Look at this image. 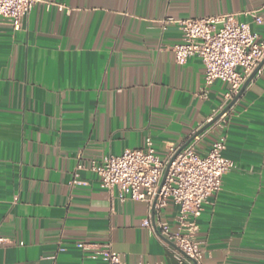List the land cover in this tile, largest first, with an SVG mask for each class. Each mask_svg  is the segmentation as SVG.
Masks as SVG:
<instances>
[{
    "label": "crops",
    "instance_id": "0c3cea01",
    "mask_svg": "<svg viewBox=\"0 0 264 264\" xmlns=\"http://www.w3.org/2000/svg\"><path fill=\"white\" fill-rule=\"evenodd\" d=\"M45 1L19 30L0 18V264H106V246L121 264H180L143 226L148 205L89 166L147 138L170 155L221 112L228 85L203 96V63L176 62L182 34L165 20L237 14L264 40V0ZM261 69L197 145L206 155L223 138L236 164L198 219L204 264H264Z\"/></svg>",
    "mask_w": 264,
    "mask_h": 264
},
{
    "label": "built area",
    "instance_id": "2783aa9c",
    "mask_svg": "<svg viewBox=\"0 0 264 264\" xmlns=\"http://www.w3.org/2000/svg\"><path fill=\"white\" fill-rule=\"evenodd\" d=\"M41 3L46 1L0 0V18L19 30L25 17ZM252 17L256 24L263 23L262 16ZM163 24L177 26L182 34V41L171 48L178 64H185L193 57L202 61L203 96L217 81L228 85L221 111L264 60V40L250 23L241 22L237 14L185 20L168 18ZM261 73L262 69L257 74ZM226 116L227 113L208 131L223 127ZM201 137H195L179 154V148H175L167 156H161L153 140L147 138L142 148L106 156L100 164L92 162L89 166L100 177L102 188L110 192L118 189L123 201L131 199L148 205L149 214L143 226L155 232L159 239L175 245L171 250L180 264H204L203 250L197 240L198 219L210 199L221 190L224 177L236 167L233 160L224 156L223 138L215 141L206 155H201L197 149ZM170 203L178 209L173 225L163 215ZM100 254L106 264H121L119 254L109 246Z\"/></svg>",
    "mask_w": 264,
    "mask_h": 264
},
{
    "label": "water",
    "instance_id": "95a60500",
    "mask_svg": "<svg viewBox=\"0 0 264 264\" xmlns=\"http://www.w3.org/2000/svg\"><path fill=\"white\" fill-rule=\"evenodd\" d=\"M264 65V60L260 63L258 68L251 74V76L246 80L243 87L239 91V93L235 96L234 100H232L218 115H216L211 121H209L207 124H205L198 132L181 148H179L177 154H179L182 150H184L194 139L195 137L203 135L206 131H208L225 113H227L232 106L235 104V102L238 100V98L243 94L246 87L249 85V83L254 79V77L257 75L258 71L262 68ZM176 154V155H177ZM168 170L166 171L167 174ZM166 177V175H165ZM166 243H168L170 246L175 247V245L172 242H169L166 239H163Z\"/></svg>",
    "mask_w": 264,
    "mask_h": 264
}]
</instances>
